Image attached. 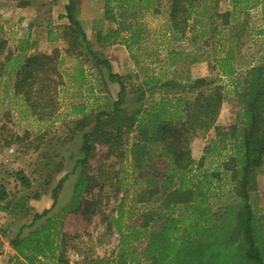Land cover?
<instances>
[{
	"label": "trees",
	"instance_id": "16d2710c",
	"mask_svg": "<svg viewBox=\"0 0 264 264\" xmlns=\"http://www.w3.org/2000/svg\"><path fill=\"white\" fill-rule=\"evenodd\" d=\"M112 1L115 11L109 17L116 27L108 38L115 42L121 38L139 68L144 92L138 100H143L146 90L159 92L160 97L150 105L132 112L122 106L126 85L112 71L110 61L91 47L75 15L76 0H69L66 5L69 23L64 26L63 36L68 47L63 52L55 49L52 54L8 57L5 65L15 66L10 70L7 67L2 74L9 77L13 70L16 96L20 94L40 120L56 115L60 93L68 83L79 91V95L70 93L69 98L83 96L87 82L85 65L89 61L96 68L102 64L108 67L110 77L121 84L120 97L104 109L86 113L85 103L71 105V113L81 115L73 130L83 132V155L77 160L82 169L63 213L81 211L86 207L85 193L98 185L103 191L106 186V179L93 177L87 169L97 144L119 148L125 135L133 132L136 141L132 148L135 173L131 205L124 209L121 204L116 213H104L107 229L115 228L119 234L117 254L88 257L85 264H264V219L251 201L264 166V63L239 71L237 58L243 46L238 41L240 46L229 47L231 39L227 38L228 48H222L223 54L215 57L216 65L220 74L228 78L238 76V81H232L240 108L237 124L220 126L218 115L228 91L219 79L197 77L182 82L158 69L163 59L173 65L183 54L174 45L186 39L190 19L199 13V0H166L164 50L151 40L148 25L139 15L147 11L159 14L161 0ZM31 3L32 0H22L19 6ZM256 6H261L264 13V0H232V10L221 15L223 25ZM6 44L7 41H0V55ZM164 52L166 57L160 60ZM21 57L25 61L16 64ZM70 58H74L76 65L65 67ZM155 62L159 67L152 65ZM212 129L216 139L225 148L229 146L231 153L221 166L203 170L206 157L199 161L193 157L188 135ZM156 158L165 159V170L151 166ZM155 179H163V183L150 184ZM60 187L53 194L54 205ZM5 196L0 189V201ZM0 210L8 211L9 207L0 204ZM47 213L48 209L35 217L43 218ZM63 226L61 215L48 217L26 235L17 234L9 243L16 257L25 258L28 264H70L57 243Z\"/></svg>",
	"mask_w": 264,
	"mask_h": 264
},
{
	"label": "rangeland",
	"instance_id": "374dc122",
	"mask_svg": "<svg viewBox=\"0 0 264 264\" xmlns=\"http://www.w3.org/2000/svg\"><path fill=\"white\" fill-rule=\"evenodd\" d=\"M21 1L0 0V41H7L0 55V189L7 196L3 197L0 204L9 207L8 211L0 210V264H28L25 258L16 257L10 239L19 233L26 235L48 217L60 215L64 226L57 243L61 247L60 253L65 255L70 264H85L86 258L92 256H114L118 251L119 234L115 228L107 229L108 218L104 213H116L121 204L124 209H128L134 197V132L125 135L119 148L107 144L95 146L87 169L93 177L106 179V186L103 191L98 185L92 192L85 193L83 201L86 207L81 211L63 213L61 210L70 201L78 173L82 169L77 165V160L83 155V132L73 130L75 121L81 115L71 113V105L85 103L86 113L104 109L106 104L120 97L121 84L110 77L108 67L102 64L96 68L89 61L85 65L87 82L83 96L69 98L70 93L79 95V91L68 83L60 93L61 102L53 118L40 120L34 116L20 94L16 96L13 70L9 77L2 76L8 67L5 65L6 59L16 55L27 57L31 53L52 54L55 49L63 52L69 45L63 36L64 26L69 23L65 17L69 0H32L27 7H20ZM114 5L112 0H76V18L86 34H92L94 41L98 40L102 45L103 49L95 46L98 50L94 51L105 59L106 46L108 48L114 42L108 38L109 32L116 27L109 17V13L115 11ZM160 7L159 14L147 11L139 15L148 25L151 40L164 50L166 0H161ZM231 10L232 0H199V13L190 19V31L186 39L174 45L175 50L183 51V54L173 65L163 59L166 57L165 52L159 57L163 62L161 69H158L182 82L197 77L219 79V84L228 91L218 115L217 124L220 126L237 124L240 108L232 81H238V76L235 74L233 78H228L220 74L216 65L215 57L223 54L222 48H228L227 38L231 39L229 47L240 46L236 44L238 41L243 46L237 58L239 71L264 63V13L261 6L237 15L236 21H231L230 16V22L223 25L225 21L221 15ZM46 39L49 42H45ZM124 46V55L119 51L111 52L122 58L120 65L111 53L110 59L116 66L115 69L112 66V71L120 75L126 85L122 106L132 112L150 105L160 94L146 90L143 100H138L144 92L141 73ZM24 61L21 57L16 64ZM65 62V67L76 65L74 58ZM152 65L159 67L157 62ZM91 128L89 126L87 129ZM188 136L193 157L197 161L202 156L206 157L203 170L221 166L231 153L229 146L225 148L216 139L213 129L198 130ZM151 166L163 171L167 163L165 159L156 158ZM257 180V189L251 193V201L258 206L264 219V166ZM155 183H163V179L152 180L150 184ZM60 185L54 205L53 194ZM225 185L228 189L229 185ZM46 209L48 213L43 218L35 217ZM56 225L60 226L59 223Z\"/></svg>",
	"mask_w": 264,
	"mask_h": 264
},
{
	"label": "crops",
	"instance_id": "0c3cea01",
	"mask_svg": "<svg viewBox=\"0 0 264 264\" xmlns=\"http://www.w3.org/2000/svg\"><path fill=\"white\" fill-rule=\"evenodd\" d=\"M108 32V31H107ZM87 33V32H86ZM88 33H89V31H88ZM103 34V33H102ZM107 34V33H106ZM87 35V37H88V39H89V41H90V45L92 46V48H93V50H98L99 48H102V45L100 44V43H98V40H96V41H94V39H93V37H92V34H90L89 33V35L88 34H86ZM49 42L48 41V39H46L45 40V42ZM121 42H122V40H121V38H119L116 42L114 41V42H112L111 43V46H108V48H107V46H106V48H105V54H106V58L110 61V63H111V65L113 66V68L115 69V64L111 61V59H110V53L112 52V51H114L115 53L117 52V51H119V53L121 54V55H124L125 54V49H124V45L123 44H121ZM95 46H97L98 47V49H96L95 48ZM103 49V48H102ZM127 49V48H126ZM128 50V49H127ZM183 52V51H182ZM117 54V55H120V54ZM32 54V53H31ZM112 54V53H111ZM113 55V54H112ZM113 57H115L116 58V61L118 62V64L120 65L121 64V62H122V58L121 57H118V56H114L113 55ZM119 58H121V59H119ZM115 66V67H114ZM120 67V66H119ZM121 68V67H120ZM223 76V75H222ZM225 77V76H224ZM113 96V98L115 99V96L114 95H112ZM116 100V99H115Z\"/></svg>",
	"mask_w": 264,
	"mask_h": 264
}]
</instances>
